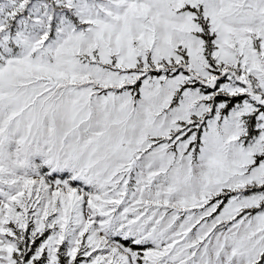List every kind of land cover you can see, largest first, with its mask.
Returning <instances> with one entry per match:
<instances>
[{
    "label": "rangeland",
    "instance_id": "rangeland-1",
    "mask_svg": "<svg viewBox=\"0 0 264 264\" xmlns=\"http://www.w3.org/2000/svg\"><path fill=\"white\" fill-rule=\"evenodd\" d=\"M0 264H264V0H0Z\"/></svg>",
    "mask_w": 264,
    "mask_h": 264
},
{
    "label": "trees",
    "instance_id": "trees-1",
    "mask_svg": "<svg viewBox=\"0 0 264 264\" xmlns=\"http://www.w3.org/2000/svg\"><path fill=\"white\" fill-rule=\"evenodd\" d=\"M241 99H242V98H235V99H232L230 104H231V105H234L235 103L240 102ZM134 247H136V246H134ZM136 248H138V247H136Z\"/></svg>",
    "mask_w": 264,
    "mask_h": 264
},
{
    "label": "water",
    "instance_id": "water-1",
    "mask_svg": "<svg viewBox=\"0 0 264 264\" xmlns=\"http://www.w3.org/2000/svg\"><path fill=\"white\" fill-rule=\"evenodd\" d=\"M49 82H50L53 86H55V83L52 81V79H49Z\"/></svg>",
    "mask_w": 264,
    "mask_h": 264
}]
</instances>
